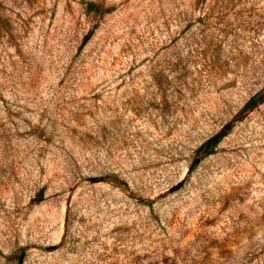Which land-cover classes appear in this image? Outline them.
I'll list each match as a JSON object with an SVG mask.
<instances>
[{"label":"rangeland","instance_id":"1","mask_svg":"<svg viewBox=\"0 0 264 264\" xmlns=\"http://www.w3.org/2000/svg\"><path fill=\"white\" fill-rule=\"evenodd\" d=\"M263 87L264 0H0V264H264Z\"/></svg>","mask_w":264,"mask_h":264},{"label":"trees","instance_id":"2","mask_svg":"<svg viewBox=\"0 0 264 264\" xmlns=\"http://www.w3.org/2000/svg\"><path fill=\"white\" fill-rule=\"evenodd\" d=\"M92 7L97 8L98 5L95 2L89 3V9L91 10ZM91 37V32L86 34L83 39L82 45H85ZM230 128L226 125L221 130H219L216 134L209 137L201 146L200 150L203 151L206 155L210 154L214 151L215 147L222 141V139L229 133ZM41 198L38 201L43 200L42 192L40 193Z\"/></svg>","mask_w":264,"mask_h":264},{"label":"water","instance_id":"3","mask_svg":"<svg viewBox=\"0 0 264 264\" xmlns=\"http://www.w3.org/2000/svg\"><path fill=\"white\" fill-rule=\"evenodd\" d=\"M264 99V87L257 93L255 94V96L249 101V103L247 104V107H250L252 105H254L255 103L261 101ZM206 154L203 152L202 155L197 156V158L194 160V162L192 163L189 171L191 172L201 161L202 157L205 156ZM93 179H95V177H93ZM21 264V262H20Z\"/></svg>","mask_w":264,"mask_h":264}]
</instances>
